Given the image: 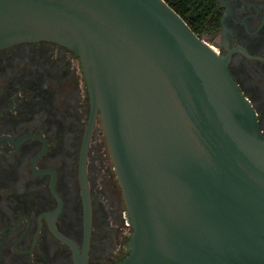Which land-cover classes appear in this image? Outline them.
<instances>
[{
	"label": "water",
	"instance_id": "1",
	"mask_svg": "<svg viewBox=\"0 0 264 264\" xmlns=\"http://www.w3.org/2000/svg\"><path fill=\"white\" fill-rule=\"evenodd\" d=\"M33 40L81 59L133 227L122 264H264L263 130L179 13L165 0H0V48Z\"/></svg>",
	"mask_w": 264,
	"mask_h": 264
},
{
	"label": "flooded vegetation",
	"instance_id": "2",
	"mask_svg": "<svg viewBox=\"0 0 264 264\" xmlns=\"http://www.w3.org/2000/svg\"><path fill=\"white\" fill-rule=\"evenodd\" d=\"M201 23L264 133V0H213ZM128 211L80 57L51 40L0 48V264H122Z\"/></svg>",
	"mask_w": 264,
	"mask_h": 264
},
{
	"label": "trees",
	"instance_id": "3",
	"mask_svg": "<svg viewBox=\"0 0 264 264\" xmlns=\"http://www.w3.org/2000/svg\"><path fill=\"white\" fill-rule=\"evenodd\" d=\"M177 13H179L197 33L202 24V18L206 19L213 6V0H165Z\"/></svg>",
	"mask_w": 264,
	"mask_h": 264
}]
</instances>
